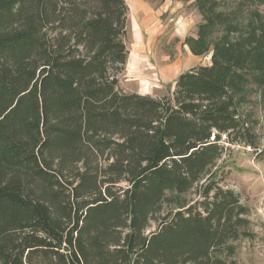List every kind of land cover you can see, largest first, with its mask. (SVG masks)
<instances>
[{
    "label": "trees",
    "instance_id": "trees-1",
    "mask_svg": "<svg viewBox=\"0 0 264 264\" xmlns=\"http://www.w3.org/2000/svg\"><path fill=\"white\" fill-rule=\"evenodd\" d=\"M194 4L202 21L184 43L200 54L229 21L217 0ZM127 10L0 0V264H232L251 235L215 166L242 126L244 66L264 85V26L244 32V58L223 35L211 65L152 96L119 86ZM197 185V199L164 209L167 191Z\"/></svg>",
    "mask_w": 264,
    "mask_h": 264
},
{
    "label": "rangeland",
    "instance_id": "rangeland-1",
    "mask_svg": "<svg viewBox=\"0 0 264 264\" xmlns=\"http://www.w3.org/2000/svg\"><path fill=\"white\" fill-rule=\"evenodd\" d=\"M195 1V0H194ZM219 10L228 17L229 27L225 33L223 25H216L206 35V45L200 54L185 57L184 39L196 38L197 25L202 17L194 2L182 18L177 29V18L169 22L163 16L162 25L145 31L127 17L126 34L123 38L128 51L123 71L118 75L119 86L126 92H138L152 96L167 94L181 72L199 66H209L213 61L216 43L225 35L223 46L239 58H244L247 48L240 42L244 32L264 26V2L259 0H217ZM195 10H194V9ZM128 15V14H127ZM172 21V19L170 20ZM152 25L156 21L151 22ZM232 28L230 30L229 28ZM188 30V31H187ZM248 30V31H247ZM177 34V35H173ZM137 36H142L145 49L139 48ZM189 48V47H188ZM218 57V55H216ZM244 101L238 109L241 127L229 137H222L224 154L216 163V180L237 193L248 208V229L251 235L241 236L234 242L232 264H264V85L259 86L244 66ZM249 72V73H248ZM199 186L182 194L166 192L176 201L165 210L190 203L198 198ZM154 228L152 224L150 229Z\"/></svg>",
    "mask_w": 264,
    "mask_h": 264
},
{
    "label": "crops",
    "instance_id": "crops-1",
    "mask_svg": "<svg viewBox=\"0 0 264 264\" xmlns=\"http://www.w3.org/2000/svg\"><path fill=\"white\" fill-rule=\"evenodd\" d=\"M127 5V17L134 19V23L140 28L141 26L145 31H150L157 27L156 32L159 30V26L162 24L161 17L165 16L168 18L169 22H174L177 18V29L180 30L183 25L182 18L188 12L191 11V4L194 0H124ZM194 9V8H193ZM196 9V8H195ZM194 9V10H195ZM172 19V21H170ZM156 21L155 25L151 22ZM163 27V26H161ZM188 31V30H187ZM177 35V34H173ZM140 49H145V43H142V36H137ZM185 57L189 58L191 56L189 48L186 45V49L182 52Z\"/></svg>",
    "mask_w": 264,
    "mask_h": 264
}]
</instances>
